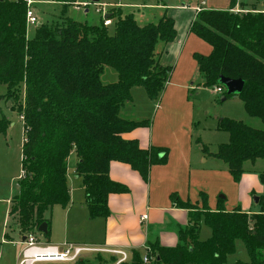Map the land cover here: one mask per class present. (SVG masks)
Returning <instances> with one entry per match:
<instances>
[{"label": "trees", "instance_id": "16d2710c", "mask_svg": "<svg viewBox=\"0 0 264 264\" xmlns=\"http://www.w3.org/2000/svg\"><path fill=\"white\" fill-rule=\"evenodd\" d=\"M57 2L70 6L77 0ZM235 4L233 0V9ZM233 9L197 14L190 33L212 52L195 54L194 59L205 87H220L221 77L242 80L244 90L237 97L246 113L264 124V14ZM28 10L24 0H0V89L8 90L0 100L16 102L24 96L17 109L24 125L23 176L9 209L11 225L23 239L37 235L43 224L48 237L46 214L70 205L68 160L73 152L91 220L110 217V195L129 193L127 186L110 178L111 163L130 166L145 182L154 166L167 163V149L145 150L137 140L123 138L151 124L125 119L121 112L132 103L134 88H144L151 101L160 100L173 70L160 64L161 48L177 37L175 21L166 12L157 23L144 26L135 12H119L110 17L113 35L104 20L94 26L67 19L57 27L40 25L36 37L29 39ZM106 68L117 72L116 83H103ZM10 124L7 119L0 122L3 135ZM218 130L228 133L230 140L213 156L228 165L233 181L239 183L245 163L264 160V130L228 119L219 121ZM203 152L209 154L206 146ZM259 178L264 187V173ZM201 196V206L177 194L171 197L177 208L188 210L191 220L189 227L179 230L178 246L150 242L145 255L135 251L123 264H229L237 241L244 243L249 264H264V194L257 204L259 213L252 214L240 207L227 211L223 200L212 211L207 195ZM202 224L211 230L206 241L200 239ZM5 237L12 240L9 233ZM95 260L88 264L116 261H105L101 255Z\"/></svg>", "mask_w": 264, "mask_h": 264}, {"label": "crops", "instance_id": "0c3cea01", "mask_svg": "<svg viewBox=\"0 0 264 264\" xmlns=\"http://www.w3.org/2000/svg\"><path fill=\"white\" fill-rule=\"evenodd\" d=\"M95 1L99 2L100 0ZM232 1L223 0L222 6L219 7H211L209 2L194 6L184 3L180 4L181 6H173L170 9L167 5L165 6L167 16L175 21L177 37L174 42L164 46L163 49L161 48L160 64L173 70L160 100L150 101L149 98L147 100L150 102L151 111L155 112V116H158V114L166 116V125L164 130L161 131V129L158 130L155 125L151 124L147 128H140L125 134L123 138L129 141L137 140L140 147L145 150L151 147L167 149V163L165 165L154 166L150 171L147 182L142 179L139 173L132 170L130 166L119 162L111 163L110 178L117 183L127 186L129 193L110 195L109 209L111 215L108 219H90L83 181L76 176L77 156L73 152L69 157L68 184L71 201L68 208L64 209L61 207V220L65 224H68V226L79 227L80 224H83L88 228L89 224H94L93 221L101 220L99 225L91 227L89 231L90 235L99 234L92 244L96 245L97 248L125 251L131 260L132 254L135 251L145 255L150 242L158 241L162 247L166 248L178 246L180 243L179 230L189 227L191 220L188 210L177 208L172 203L171 197L173 194H177L184 202H190L194 205L199 204L201 206L199 200L192 202L195 201L196 196L191 187L192 185H190V180L194 177L195 173V177L197 176L200 181L199 176L206 175L209 179L216 181L217 185L223 182L230 185V193L224 188H219L220 193H224L225 195L224 199H213L212 195L207 193V190H200L206 191L210 195L208 197V204L212 211H215L219 205V201L223 200L227 211L240 207L246 213H259V206L255 204L254 198H259L264 194V187L259 178L262 173L253 172L247 166L251 164L252 167H255L260 160L255 163H245L244 175L239 183H235L229 173L228 165L215 158L213 156L214 153H211L210 157L223 162L224 166L219 165L215 161L211 162L208 158H204L199 149L197 151L192 149L193 144L190 140L191 131L189 129L192 122L188 124V121L182 117H179V119H167L169 110L172 112L173 117H175L174 113L176 112L182 115L183 110L186 112L189 110V93L192 90L194 91L195 87L193 77L195 72L199 74L194 55L208 56L212 52V48L208 44L190 33L192 23L196 19L197 14L202 10L229 11L233 9ZM240 6L244 10L235 12L264 14V9L258 10L256 6L249 7L238 0L233 10ZM106 14L111 15L109 12H106ZM112 26L114 25L108 27L111 35L115 32L114 27L111 31ZM142 89L144 91H141ZM142 92H145L147 95L144 88H134L132 96L135 99L141 96V99L144 100V93ZM9 102L5 101L7 104ZM125 117L128 116L125 115ZM135 121L141 122L144 120ZM170 142L174 143L176 153H171L170 148L167 147ZM198 147L200 148V146ZM198 164L199 167H197ZM73 168L74 173H72ZM77 205H79V208L76 207ZM143 216H147L148 220L142 222ZM6 233L4 234V238L7 241L8 239L5 237ZM19 236L21 237L20 234ZM11 243L13 245H21L23 238L21 242H14L12 239ZM66 243L59 242L56 245H64ZM102 256L105 261H109L112 258H115L116 261L119 259L118 256L112 254H103ZM1 257L2 255L0 254ZM19 261L18 259V264Z\"/></svg>", "mask_w": 264, "mask_h": 264}, {"label": "rangeland", "instance_id": "374dc122", "mask_svg": "<svg viewBox=\"0 0 264 264\" xmlns=\"http://www.w3.org/2000/svg\"><path fill=\"white\" fill-rule=\"evenodd\" d=\"M33 5L31 10L35 16L39 19L41 25H53L55 27L61 26L67 19H72L77 22L87 23L89 25L98 26L102 22V18H105L106 12L111 14L129 13L135 12L137 21L141 26L149 24L151 22L157 23L165 12V6L170 9L173 6L180 4H191L192 6L202 3H210L211 7L222 6L223 0H77V4L64 5L58 3L57 0H32ZM237 0H235L236 2ZM239 2L252 7L256 6L258 10L264 9V0H238ZM183 2V3H182ZM120 6V8H118ZM181 6V5H180ZM117 7V8H116ZM122 7V8H121ZM134 7V8H131ZM230 7V5H229ZM244 10L242 6L236 7L235 11ZM217 11V10H213ZM114 24V21H113ZM37 27H28V37L34 39L37 35ZM112 26L111 31L113 30ZM118 80V74L112 68H106L105 73L102 76V81L105 84H111ZM195 82L194 91L189 93V110L182 111V115L176 112L174 116L169 110L167 119H179L184 118L191 124L190 140L193 144L192 149L200 150L204 158L215 161L219 165L224 166V163L211 158V153H216L218 147L222 144H227L230 140L229 134L218 130L219 121L222 119L240 121L256 128L257 130H264V124L259 119H254L248 116L245 111L242 101L238 98L231 97L225 102L222 101L223 95L216 94L215 87L208 88L204 86V82L200 75L195 72L193 77ZM7 87L2 86L0 89V96L7 94ZM141 91H144L143 89ZM144 100L140 97H133L132 103L128 104L121 112V116L125 119L131 118L132 120H144L150 121V124L155 125L158 130H164L166 125V116L164 114H158L155 116V112L151 111L150 102L145 92H142ZM24 95V94H23ZM21 96L16 102L13 101L12 107H9L6 102L8 100H0V122L3 119H7L11 124L8 128L7 135H3L0 132V264H18L22 251L24 249L23 244L13 245L12 240H5L4 234L7 232L10 234L14 242H21L22 237L19 236V231L12 227V222L9 219L10 200L18 193L19 182L23 176L22 172V146L24 142V125L21 116L17 109L22 104ZM142 100V101H141ZM151 101V100H150ZM17 106V108L15 107ZM127 115L128 117H125ZM135 118V119H134ZM193 120V121H192ZM259 128V129H258ZM167 136V135H165ZM201 143V145H199ZM200 146V148L198 147ZM203 146H206L209 151V155L203 152ZM170 148L171 153H174L176 147L173 142L167 145ZM176 153V152H175ZM197 153V152H196ZM203 158V159H204ZM78 159V158H77ZM202 159V162H203ZM214 159V160H213ZM69 165V160H68ZM199 167V164L198 166ZM248 169L253 172L264 173V160H260L255 167L248 164ZM196 168V167H195ZM197 169V168H196ZM74 173V168L72 169ZM196 174V173H195ZM190 180V185L194 190L196 196L195 201L199 200L202 203V193H210L213 199L225 198L224 193H220L219 188H224L230 193V185L225 182L217 185L212 179H209L206 175L197 176ZM201 188V189H199ZM200 190H207L200 191ZM79 208V205L76 206ZM260 210V208L258 207ZM61 207H54L53 210L46 214V219L50 223L51 234L47 237L44 234L38 233L37 237L41 244H59V242H67L69 244L77 246L95 247L92 245L94 239L99 236L98 233L90 235L89 231L91 227L101 223V220L93 221L94 224H89V228L80 224L79 227L68 226L61 220ZM63 222V223H62ZM93 225V226H92ZM211 237V230L205 224L201 225L200 239L207 240ZM103 254L91 253L84 255L83 258L76 263H37V264H85L96 263V256ZM251 262L248 251L242 241L236 243V253L228 257L229 264H249Z\"/></svg>", "mask_w": 264, "mask_h": 264}, {"label": "built area", "instance_id": "2783aa9c", "mask_svg": "<svg viewBox=\"0 0 264 264\" xmlns=\"http://www.w3.org/2000/svg\"><path fill=\"white\" fill-rule=\"evenodd\" d=\"M27 3L29 10L27 12L28 27L40 26L39 19L31 10L33 5L32 0H24ZM107 15V14H106ZM113 24L112 20H105L104 25L109 27ZM216 94L223 95L226 89L222 86L215 87ZM148 220L147 216H143L141 221ZM24 249L22 251L19 264H37V263H76L79 262L84 255L96 254H112L118 256V261L112 264H123L130 261L129 255L122 250H107L103 248H95L88 246H77L66 243L64 245L41 244L37 235L31 234L26 237V241L22 243ZM145 263H149L148 258H144Z\"/></svg>", "mask_w": 264, "mask_h": 264}, {"label": "water", "instance_id": "95a60500", "mask_svg": "<svg viewBox=\"0 0 264 264\" xmlns=\"http://www.w3.org/2000/svg\"><path fill=\"white\" fill-rule=\"evenodd\" d=\"M111 17V15L107 14L105 15V20H109ZM220 84L222 87H224L226 89V96L223 97L222 101L225 102L227 100V97H237L238 95H240L243 90H244V82L242 80H231L228 78H224L221 77L220 79ZM13 103V100H11L8 103V106L11 107V104ZM222 199H224V197H222ZM254 202L255 204L259 203V198L255 197L254 198ZM39 233L47 235L48 234V226L47 224H43L40 228H39ZM26 241V238L23 239V242Z\"/></svg>", "mask_w": 264, "mask_h": 264}]
</instances>
